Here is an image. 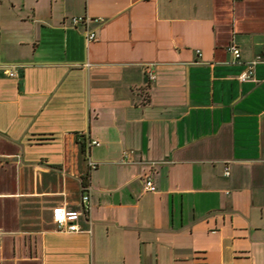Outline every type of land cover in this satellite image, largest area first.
I'll list each match as a JSON object with an SVG mask.
<instances>
[{"label":"crops","instance_id":"1","mask_svg":"<svg viewBox=\"0 0 264 264\" xmlns=\"http://www.w3.org/2000/svg\"><path fill=\"white\" fill-rule=\"evenodd\" d=\"M0 264H264V0H0Z\"/></svg>","mask_w":264,"mask_h":264},{"label":"built area","instance_id":"2","mask_svg":"<svg viewBox=\"0 0 264 264\" xmlns=\"http://www.w3.org/2000/svg\"><path fill=\"white\" fill-rule=\"evenodd\" d=\"M89 20L88 17H74L72 19V22L74 25H79L82 23H86ZM96 38V34L94 32H89L87 34V40L88 41H93ZM228 50L233 54L234 58L236 60L241 58V50L239 47L236 45H231ZM200 53V51H197ZM257 65V61L250 62L247 64L246 69L240 74V80L242 82L249 81L254 78L255 76V67ZM14 75V74H11ZM152 79L155 78L154 75H150ZM100 145L98 141H92L88 143V146L90 147L91 145ZM97 165L95 163L89 162V169L90 171L94 168H96ZM230 167H226L225 169V175L230 176ZM144 185H145V190L148 192H156L157 187L154 183L153 175L151 173H148L144 176ZM82 206L81 209L79 210H74V209H68L64 207H58L54 209L53 216L54 219L57 223V227L59 231L63 232H81L82 229L80 227V221L81 219L87 220L91 224V219H90V214L92 211V198H91V187L89 185V182H87L83 186V194H82ZM88 232H91V229L88 230Z\"/></svg>","mask_w":264,"mask_h":264},{"label":"trees","instance_id":"3","mask_svg":"<svg viewBox=\"0 0 264 264\" xmlns=\"http://www.w3.org/2000/svg\"><path fill=\"white\" fill-rule=\"evenodd\" d=\"M87 181H88V178L86 177L84 185L87 183Z\"/></svg>","mask_w":264,"mask_h":264}]
</instances>
